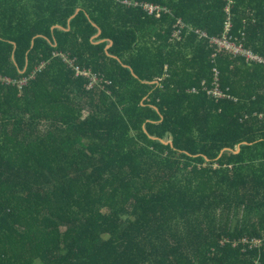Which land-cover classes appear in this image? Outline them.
Wrapping results in <instances>:
<instances>
[{
  "label": "trees",
  "instance_id": "1",
  "mask_svg": "<svg viewBox=\"0 0 264 264\" xmlns=\"http://www.w3.org/2000/svg\"><path fill=\"white\" fill-rule=\"evenodd\" d=\"M124 1L0 0V264H264V0Z\"/></svg>",
  "mask_w": 264,
  "mask_h": 264
},
{
  "label": "built area",
  "instance_id": "2",
  "mask_svg": "<svg viewBox=\"0 0 264 264\" xmlns=\"http://www.w3.org/2000/svg\"><path fill=\"white\" fill-rule=\"evenodd\" d=\"M125 3H128V1H124ZM144 9L147 11L149 15L155 14L156 16H160L163 11H167V9L163 6L159 5H153V4H143ZM229 10V9H228ZM178 25L183 28V23L179 20ZM231 29V24H226V32L222 37H212L210 38V42L217 45L220 49L225 50L228 54H230L233 57H242L245 58L248 62H258L260 64H264V55L255 54L249 49H246L243 45L238 44L236 41L232 39L231 36H229V31ZM180 30H176L174 32V37H178ZM197 33L201 34L204 37H208L206 33L201 32L200 30H196ZM63 56L64 60L68 62L71 66H73L76 70L77 75L86 76L88 77L89 84L88 88H93L94 86L98 85L101 81V78H99L95 73H92L91 70L83 69L78 65L74 64V61L71 59H68L65 55ZM215 71V84L214 86L209 89L208 93L210 95H213L216 98H222L225 97V94L221 91L220 86L218 84L219 77H218V71ZM1 80L6 81L8 79H3L0 77ZM27 82L26 79L21 81V84H25ZM192 91H195L194 89ZM261 243V240L255 239L253 241V246L258 247Z\"/></svg>",
  "mask_w": 264,
  "mask_h": 264
},
{
  "label": "water",
  "instance_id": "3",
  "mask_svg": "<svg viewBox=\"0 0 264 264\" xmlns=\"http://www.w3.org/2000/svg\"><path fill=\"white\" fill-rule=\"evenodd\" d=\"M80 10L77 9L76 13H78ZM76 15V14H75ZM75 15H73L70 19H72ZM101 34V30H99L98 34L96 36H94V38L98 37ZM112 42H110V44L106 47V50L109 49V47L111 46ZM33 45V43H32ZM239 150V149H238Z\"/></svg>",
  "mask_w": 264,
  "mask_h": 264
},
{
  "label": "rangeland",
  "instance_id": "4",
  "mask_svg": "<svg viewBox=\"0 0 264 264\" xmlns=\"http://www.w3.org/2000/svg\"><path fill=\"white\" fill-rule=\"evenodd\" d=\"M86 114V113H85Z\"/></svg>",
  "mask_w": 264,
  "mask_h": 264
}]
</instances>
